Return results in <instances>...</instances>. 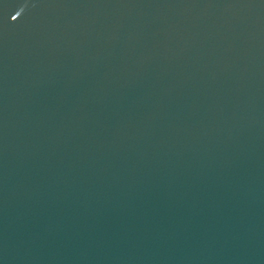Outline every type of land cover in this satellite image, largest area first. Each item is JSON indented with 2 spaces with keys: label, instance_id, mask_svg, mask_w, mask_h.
I'll return each mask as SVG.
<instances>
[{
  "label": "water",
  "instance_id": "95a60500",
  "mask_svg": "<svg viewBox=\"0 0 264 264\" xmlns=\"http://www.w3.org/2000/svg\"><path fill=\"white\" fill-rule=\"evenodd\" d=\"M0 264H264V0H0Z\"/></svg>",
  "mask_w": 264,
  "mask_h": 264
}]
</instances>
